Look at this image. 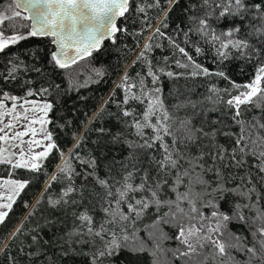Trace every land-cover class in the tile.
<instances>
[{"label": "snow or ice", "instance_id": "6c2138e0", "mask_svg": "<svg viewBox=\"0 0 264 264\" xmlns=\"http://www.w3.org/2000/svg\"><path fill=\"white\" fill-rule=\"evenodd\" d=\"M149 10L162 14L154 29ZM129 22L140 24L131 35L150 33L133 61L140 71L124 72L122 98L113 91L94 117L114 103L117 127L89 128L68 151L37 201L50 211L26 237L27 255L33 264H143L145 255L148 264H264V0H6L0 165L38 176L54 150L64 157L55 133L66 116L57 113H70L69 93L88 86L82 63L92 64L106 39L114 45L129 33ZM45 38L43 47H20ZM159 49L167 54L154 60ZM232 64L254 68L250 82L232 80ZM91 131L98 138L81 155ZM31 182L0 185V226ZM52 183L62 185L55 198Z\"/></svg>", "mask_w": 264, "mask_h": 264}, {"label": "trees", "instance_id": "16d2710c", "mask_svg": "<svg viewBox=\"0 0 264 264\" xmlns=\"http://www.w3.org/2000/svg\"><path fill=\"white\" fill-rule=\"evenodd\" d=\"M4 1L6 0H0V4ZM178 11L179 10L177 9L171 13L170 21L177 20ZM148 14L153 17L152 27L154 29L156 25L159 24L162 14L159 18L156 17V13L153 10H149ZM117 23L118 26L123 27V18L118 17ZM127 27L129 33H118V42L116 44H111L107 39L103 42L102 50L94 55L92 64H88L87 61L82 63L81 68L79 69L81 72L80 83H84L85 80H87L88 86L79 89V97L73 93H69L73 97L72 100L69 101V105H75L74 108H71L70 113H66L63 109L57 113V115L66 116V120L63 122L65 126L59 128L55 133L58 137L57 143L60 146V150L64 152V157L60 156L59 151L54 150L50 153L48 158L41 161L44 166V171L47 173L46 175L40 174L37 176L27 170H11L7 166L0 165V176L30 179L32 181L21 192L19 197L16 198L13 209L11 210L6 223L3 226H0V237H3L4 239V243L0 244V264H13V261H15V264H33V258L27 255V251L29 250L27 249L28 240L26 237L29 236L35 223L41 221V217L47 215L50 211L46 202L41 203L37 207V201L41 199L45 188L51 182V176L56 174L58 167L63 163V159L67 157L68 151L72 149L76 141L80 140L81 136L85 134L87 129H99L103 127L111 128L115 131L117 125L110 117V113L116 111L114 103L108 105L107 110L100 115L98 119H94V117H96L99 107L105 104L109 99V95L113 91L116 92L117 101L122 98V93L116 88V85L120 82L124 72L128 71L132 75H135L136 72L140 71V65L135 67L132 66L133 61L136 60L137 55L143 49V45L148 41V36L150 35L147 31L144 32L142 38L130 34L139 31V23L129 22ZM137 40L139 41L138 43ZM160 42L162 41L159 39L154 41V43ZM36 43H39L40 46L43 47L47 44V39H31L27 42L21 43L20 47L26 48L28 44ZM163 54H167L164 49L156 50L153 54L154 60H159ZM205 63L210 69L213 67L210 62L205 61ZM89 68L101 69L104 72V76L97 77L94 72L87 70ZM228 74L232 80H235L238 83H246L250 82L253 78L254 68L232 64L228 66ZM93 81L99 82L94 83ZM219 86L221 88L227 87V81H221ZM252 114L253 113H250L249 115ZM87 135V141L79 150L81 155L91 153L93 150V142L98 138L99 133L98 131H91L88 132ZM113 151H119V149H113ZM73 165L76 166L75 162H73ZM13 171H15V175L11 174ZM43 184L44 187L38 194L37 192ZM61 186L60 183H52L48 195L55 198ZM47 199L48 196H45L44 200L47 201ZM29 213H34L30 220L28 219ZM22 223L25 225L24 233L20 235L14 243L10 244L7 252H4V246L9 245L12 233L15 232ZM237 227L238 226L233 225L234 230H236ZM48 235L49 234L45 232V238H48ZM21 247H24L26 251L20 252L19 248ZM51 255L52 252L50 251L49 258H51ZM239 258L240 257H238V259ZM148 260L149 257L145 255L143 257V264H148ZM36 264H46V261L41 258L36 261ZM57 264H59V261ZM64 264H67V261H65Z\"/></svg>", "mask_w": 264, "mask_h": 264}, {"label": "rangeland", "instance_id": "374dc122", "mask_svg": "<svg viewBox=\"0 0 264 264\" xmlns=\"http://www.w3.org/2000/svg\"><path fill=\"white\" fill-rule=\"evenodd\" d=\"M6 1L2 2L1 4L5 3ZM35 127L38 129L39 128V125H35ZM18 130H22V129H18ZM40 138V135H39V132L37 134V137L36 139H39ZM25 141H28L30 139H32V137L30 136H26L23 138ZM34 151H40L42 150L41 148H34L33 149ZM8 179H19V178H13V177H4V176H0V185H3V181L4 180H8ZM44 187V184L42 185V187L38 190V194L40 193V191L42 190V188ZM0 194H7V186L4 185V186H0Z\"/></svg>", "mask_w": 264, "mask_h": 264}, {"label": "water", "instance_id": "95a60500", "mask_svg": "<svg viewBox=\"0 0 264 264\" xmlns=\"http://www.w3.org/2000/svg\"><path fill=\"white\" fill-rule=\"evenodd\" d=\"M30 23V22H29ZM37 195V194H36Z\"/></svg>", "mask_w": 264, "mask_h": 264}]
</instances>
